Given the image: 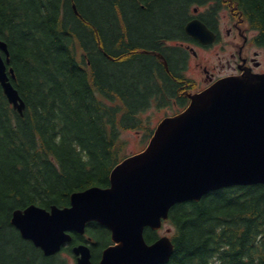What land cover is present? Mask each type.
<instances>
[{
    "label": "trees",
    "instance_id": "16d2710c",
    "mask_svg": "<svg viewBox=\"0 0 264 264\" xmlns=\"http://www.w3.org/2000/svg\"><path fill=\"white\" fill-rule=\"evenodd\" d=\"M195 6L206 7L199 16L213 29L225 10L248 22L264 48V0H0V39L26 102L21 116L0 84V264H35L24 245L45 264H68L23 238L12 212L32 203L67 206L74 191L109 186L112 168L127 156L122 131L148 138L147 110L175 99L186 106V53L165 44L193 40L185 26ZM168 222L175 250L165 264H264V184L178 203ZM157 237L146 228L148 242ZM88 240L97 264L111 232L91 222L72 245ZM72 245L64 250L72 253Z\"/></svg>",
    "mask_w": 264,
    "mask_h": 264
},
{
    "label": "water",
    "instance_id": "95a60500",
    "mask_svg": "<svg viewBox=\"0 0 264 264\" xmlns=\"http://www.w3.org/2000/svg\"><path fill=\"white\" fill-rule=\"evenodd\" d=\"M185 29L204 44L217 39L198 17ZM10 65L8 43L0 39V84L23 116L26 102L13 83L16 73ZM189 97L185 110L158 124L144 150L112 169L109 186L74 191L64 207L32 203L17 208L11 223L46 256L72 242V232L85 234L90 222H98L110 229L113 242L98 264L169 262L173 240L164 235L149 243L147 227L159 229L178 203L200 201L225 187L264 184V72L229 75ZM72 250L77 264H93L88 244H76Z\"/></svg>",
    "mask_w": 264,
    "mask_h": 264
},
{
    "label": "flooded vegetation",
    "instance_id": "af4514ba",
    "mask_svg": "<svg viewBox=\"0 0 264 264\" xmlns=\"http://www.w3.org/2000/svg\"><path fill=\"white\" fill-rule=\"evenodd\" d=\"M229 21L230 25L225 29V34L222 23L217 29H213L217 32V42L214 44H204L197 39L183 41L180 38L168 40L166 42L165 45L167 47L180 48L186 53L187 60L180 70L182 71L181 73H186L188 77L192 79V86L186 93L189 101L191 92L201 91L223 76L240 74L250 70L254 72H264V49L254 42L255 30L244 26V23L240 25L239 21L234 18L232 19L230 17ZM217 43H220L225 51L229 50L230 56L224 59L220 58L218 61L219 63L215 62L212 68L209 69V66L204 64V61L211 62L212 58L207 57L205 53H213V48ZM157 54L166 68L169 69L166 56L159 53V51H157ZM192 61L194 62V70L199 73L200 79L188 73L191 69L190 64ZM175 107H179L176 99L174 104L169 106V108Z\"/></svg>",
    "mask_w": 264,
    "mask_h": 264
},
{
    "label": "rangeland",
    "instance_id": "374dc122",
    "mask_svg": "<svg viewBox=\"0 0 264 264\" xmlns=\"http://www.w3.org/2000/svg\"><path fill=\"white\" fill-rule=\"evenodd\" d=\"M221 23L222 26L224 28V34H225V29L230 25V21H229V13L228 11H223L221 12ZM213 53L207 52L205 53V55H207V57L212 58V61H204V64L209 66V69L212 68L213 64L219 63V59H224L228 56H230V51H225V49L222 48L220 43H217L214 48H213ZM263 60H264V52H263ZM191 65V69L188 71V73L191 76H194L197 79H200L199 73L197 71L194 70V62L192 61ZM167 109H164V107L162 109L158 108V105H154L152 106L149 110L146 111V115L150 116V120L152 123L153 128H155L158 124V122L164 118L167 115H170L171 113H173L174 111L172 110V108H169V106H166ZM145 133L142 131V133L137 132L136 130H130V131H122L121 137L125 140L128 141V146H127V154H132V153H136L140 150H142L149 142V139L151 138L145 137ZM168 230H170V232L168 233ZM174 231L173 226L170 223H165V225L163 226V228L160 230V233L163 234H172V232ZM25 248H27V250H29L30 256H32V258L30 260H36L35 264H45V262L47 261V259H45L44 257H42L40 254L36 253H32V249L31 247L28 246H23ZM63 258H67V254H61L59 255L58 260L63 259ZM68 264H76L74 257L71 256V254L69 255V260H68Z\"/></svg>",
    "mask_w": 264,
    "mask_h": 264
}]
</instances>
